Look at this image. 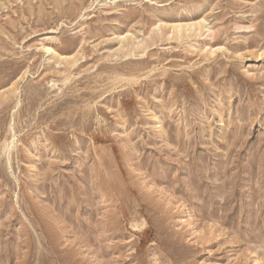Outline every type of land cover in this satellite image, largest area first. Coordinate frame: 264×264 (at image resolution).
<instances>
[{"label": "rangeland", "instance_id": "obj_1", "mask_svg": "<svg viewBox=\"0 0 264 264\" xmlns=\"http://www.w3.org/2000/svg\"><path fill=\"white\" fill-rule=\"evenodd\" d=\"M263 53L264 0H0V264H264Z\"/></svg>", "mask_w": 264, "mask_h": 264}, {"label": "bare ground", "instance_id": "obj_2", "mask_svg": "<svg viewBox=\"0 0 264 264\" xmlns=\"http://www.w3.org/2000/svg\"><path fill=\"white\" fill-rule=\"evenodd\" d=\"M201 23H202V21H201ZM183 25H184V24H182V27H183ZM197 25H199V29H200V31H201V28H202V27L200 26V23H199V24H198V23H197V24H192V23H191V24L189 25V27H190V26H194V28L196 29V28H198ZM179 26H180V25H179ZM195 26H196V27H195ZM202 26H204V25H202ZM182 27L180 26V30H181V29L184 30V28H182ZM173 28H174V26H173ZM177 28H178V26H177ZM186 28H187V25H186ZM186 28H185V30H186ZM189 29H190V31H192V30H191V29H192L191 27H190ZM173 30H174V29H173ZM178 30H179V29H178ZM178 30H177V31H178ZM181 32H182V31H181ZM185 32H186V31H185ZM194 32H195V31H194ZM174 33L176 34V32H174ZM178 33H179V31H178ZM182 33H183V32H182ZM125 38H127V37H125ZM263 54H264V53H263ZM75 60H76V59H75ZM67 63H68V62H67ZM68 64H69V63H68ZM72 65H76V64H72ZM72 65H71V66H72ZM68 66H69V65H68ZM72 67H73V66H72ZM9 100H10V99H9ZM9 100H7V102H8ZM7 102H6V103H7ZM2 107H3V106H2ZM0 108H1V107H0ZM8 151H9V150H8ZM7 160H8V159H7Z\"/></svg>", "mask_w": 264, "mask_h": 264}]
</instances>
